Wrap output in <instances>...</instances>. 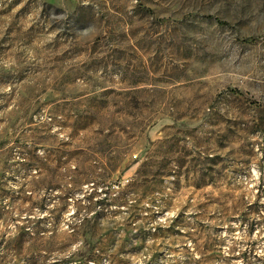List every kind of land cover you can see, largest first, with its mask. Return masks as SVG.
I'll return each mask as SVG.
<instances>
[{
	"label": "rangeland",
	"instance_id": "374dc122",
	"mask_svg": "<svg viewBox=\"0 0 264 264\" xmlns=\"http://www.w3.org/2000/svg\"><path fill=\"white\" fill-rule=\"evenodd\" d=\"M0 264H264V0H0Z\"/></svg>",
	"mask_w": 264,
	"mask_h": 264
},
{
	"label": "trees",
	"instance_id": "16d2710c",
	"mask_svg": "<svg viewBox=\"0 0 264 264\" xmlns=\"http://www.w3.org/2000/svg\"><path fill=\"white\" fill-rule=\"evenodd\" d=\"M220 25H226L224 22H218Z\"/></svg>",
	"mask_w": 264,
	"mask_h": 264
}]
</instances>
